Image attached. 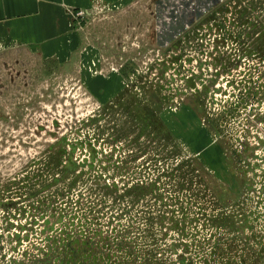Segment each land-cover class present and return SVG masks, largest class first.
Instances as JSON below:
<instances>
[{
	"label": "rangeland",
	"instance_id": "374dc122",
	"mask_svg": "<svg viewBox=\"0 0 264 264\" xmlns=\"http://www.w3.org/2000/svg\"><path fill=\"white\" fill-rule=\"evenodd\" d=\"M134 3L0 57V264H264V0Z\"/></svg>",
	"mask_w": 264,
	"mask_h": 264
},
{
	"label": "crops",
	"instance_id": "0c3cea01",
	"mask_svg": "<svg viewBox=\"0 0 264 264\" xmlns=\"http://www.w3.org/2000/svg\"><path fill=\"white\" fill-rule=\"evenodd\" d=\"M133 5L138 4L134 0H0V57L28 52L43 61L69 59L77 39L74 12L122 6L130 11ZM113 77L104 80L108 95L120 85Z\"/></svg>",
	"mask_w": 264,
	"mask_h": 264
},
{
	"label": "trees",
	"instance_id": "16d2710c",
	"mask_svg": "<svg viewBox=\"0 0 264 264\" xmlns=\"http://www.w3.org/2000/svg\"><path fill=\"white\" fill-rule=\"evenodd\" d=\"M191 81H193V79H191V80H187V82H191ZM92 160H89L90 161V164L93 166V163L95 162V156L93 155L92 156ZM91 159V158H90ZM91 167V166H90ZM144 185H146V187H153L154 185H147V184H144ZM138 187V186H137ZM159 201H160V199H158ZM161 203H162V199H161ZM165 213V212H164ZM160 219H161V221H163V222H165V221H168V217H166V216H161L160 217ZM171 221H172V219H171ZM117 225H119V221L117 222ZM146 225L147 226H145L144 228V232L143 233H145L144 235H145V237L144 238H142L141 239V241H145V242H143V243H147V244H152L153 246H151V248L149 249V252L150 253H147L146 255L144 254V256L145 257H147L148 258V261H151L150 260V258H153L155 261L153 262V261H151L152 262V264H167V259H165V257L162 255V254H160L159 252H157L158 250H156V248L157 247H159V246H156L155 244H156V240H153V238H152V233H150V228H152L151 226H152V221H151V219H147L146 220ZM152 243H151V242ZM154 248V249H153ZM167 249H168V251L170 252V257H168V261H171V257H172V255H176V254H174L175 252H177V248H176V245L174 246V245H171V246H169L168 248H165V250H163V251H167ZM144 252H146V251H144ZM144 252H142V253H144ZM182 253L185 255H187L188 254V249L187 248H184V249H182ZM183 254H179V255H176V258H175V262L174 263H172V262H170V263H168V264H190V262L188 261V258H185V257H183ZM192 262V261H191Z\"/></svg>",
	"mask_w": 264,
	"mask_h": 264
},
{
	"label": "built area",
	"instance_id": "2783aa9c",
	"mask_svg": "<svg viewBox=\"0 0 264 264\" xmlns=\"http://www.w3.org/2000/svg\"><path fill=\"white\" fill-rule=\"evenodd\" d=\"M81 15V13L79 14V16Z\"/></svg>",
	"mask_w": 264,
	"mask_h": 264
}]
</instances>
